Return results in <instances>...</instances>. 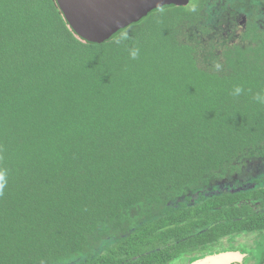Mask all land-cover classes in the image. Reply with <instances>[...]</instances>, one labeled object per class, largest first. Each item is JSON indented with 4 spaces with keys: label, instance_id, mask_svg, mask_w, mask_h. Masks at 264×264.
<instances>
[{
    "label": "trees",
    "instance_id": "trees-1",
    "mask_svg": "<svg viewBox=\"0 0 264 264\" xmlns=\"http://www.w3.org/2000/svg\"><path fill=\"white\" fill-rule=\"evenodd\" d=\"M229 5L245 29L211 42L210 12ZM263 6L192 0L117 45L79 39L55 0H0V264H174L205 249L203 224L229 228L242 194L209 188L264 148ZM196 192L198 209L176 207Z\"/></svg>",
    "mask_w": 264,
    "mask_h": 264
},
{
    "label": "flooded vegetation",
    "instance_id": "flooded-vegetation-1",
    "mask_svg": "<svg viewBox=\"0 0 264 264\" xmlns=\"http://www.w3.org/2000/svg\"><path fill=\"white\" fill-rule=\"evenodd\" d=\"M213 8L210 12L211 18L208 20L210 29L208 39L213 42L214 39H221L223 36L225 41L227 38L231 41L230 35L231 38H235V35L240 37L239 33L245 29L249 20L244 10H234L232 5ZM257 23L264 29L263 18ZM217 42L219 40H215L214 43ZM241 161L244 162L243 169L231 175L233 179L219 181V184L214 186L210 183L212 187L209 188L211 196L222 193L242 194L233 197L227 206L241 212L233 215L231 218L233 224L229 228L221 229L222 222L215 220L200 226L192 235L206 233L209 242L205 249L201 251L198 247L189 248L175 257L174 264H196L211 258H224L217 264H264V195L260 194L259 198L250 199L243 197V194L250 191L264 190V148L250 151ZM197 194L198 192L189 197L179 198L175 202L176 207H181L178 205L181 203L186 208L198 209L202 204L201 197ZM211 196L204 197L209 199Z\"/></svg>",
    "mask_w": 264,
    "mask_h": 264
},
{
    "label": "water",
    "instance_id": "water-1",
    "mask_svg": "<svg viewBox=\"0 0 264 264\" xmlns=\"http://www.w3.org/2000/svg\"><path fill=\"white\" fill-rule=\"evenodd\" d=\"M73 33L82 41L104 44L119 32L163 8L191 0H55ZM211 258L196 264H217Z\"/></svg>",
    "mask_w": 264,
    "mask_h": 264
},
{
    "label": "clouds",
    "instance_id": "clouds-1",
    "mask_svg": "<svg viewBox=\"0 0 264 264\" xmlns=\"http://www.w3.org/2000/svg\"><path fill=\"white\" fill-rule=\"evenodd\" d=\"M132 39V37L130 36L129 32L127 30H122L121 32H119L117 34L116 39L114 40V43L117 45L123 44L126 41ZM129 51V55L131 59H138L139 58V47L137 46H133L130 47L128 49ZM214 69L216 71H221L223 69V65L219 62H215L213 65ZM249 92H251V89L248 90ZM244 93V89L241 86H236L233 91H232V95L233 96H240ZM253 100L264 104V93H260L257 92L253 95ZM3 160V156L0 155V161ZM7 186V169L4 168H0V197H2L4 195V189Z\"/></svg>",
    "mask_w": 264,
    "mask_h": 264
},
{
    "label": "rangeland",
    "instance_id": "rangeland-1",
    "mask_svg": "<svg viewBox=\"0 0 264 264\" xmlns=\"http://www.w3.org/2000/svg\"><path fill=\"white\" fill-rule=\"evenodd\" d=\"M194 1V0H193Z\"/></svg>",
    "mask_w": 264,
    "mask_h": 264
}]
</instances>
